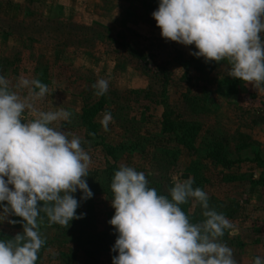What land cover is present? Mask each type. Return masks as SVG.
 Wrapping results in <instances>:
<instances>
[{
	"label": "rangeland",
	"instance_id": "rangeland-1",
	"mask_svg": "<svg viewBox=\"0 0 264 264\" xmlns=\"http://www.w3.org/2000/svg\"><path fill=\"white\" fill-rule=\"evenodd\" d=\"M125 3L128 15L118 8L112 10L105 6V20H89L77 9L70 14L67 9H51L49 15L36 10L26 15L24 23L0 18V31H14L12 47L0 39V58L4 56L13 62V70L0 75L9 81L16 79V84L21 77L31 78L30 66L35 62L49 66L56 83L48 87L49 94L36 101V106L44 111L63 108L71 113L70 121L62 122L61 128L80 137L90 155L88 176L91 172L95 175L88 180V185L101 183L105 173L101 140L116 144L147 136L150 144L142 141L143 152L150 151L151 144L176 150L172 164L163 166L162 172L173 181L190 178L185 169L192 160L197 162L207 180L203 191L215 200L217 208L224 210L223 214L233 225L232 229L225 230L221 241L233 250L237 264H253L257 256L264 257V92L229 76L227 61L209 70L203 57L190 54L197 51L194 45L165 40L151 15L152 9L147 7L151 0H125ZM127 16L129 20L124 24ZM107 27L110 29L105 30ZM96 33L100 37L94 38ZM107 34L142 50L148 55L147 67L143 70L142 62L132 58L123 46L107 39ZM76 49H80L79 54L75 53ZM38 55L44 58L41 60ZM110 60H118L119 65L115 63L108 72L102 64ZM154 65L167 72L168 108L175 117L185 120L192 132L197 128L193 156L175 142L173 135L161 132L162 85L153 73ZM15 70L18 74H14ZM99 79L108 81L104 94L106 105L94 116L97 132L86 137L75 113L80 112L81 106H90L98 99L92 86ZM19 91L22 96L27 95V89ZM105 108L113 111L107 130L101 124ZM215 141L223 145L231 159L237 160L229 169H222L205 157L207 144ZM143 152L123 153L117 164L119 168L121 165L133 167L155 180L161 172L156 165H150L149 155L144 157ZM256 152L259 161H249ZM75 198L80 201L77 215L85 213L84 200L80 195ZM97 201L88 220L73 219L67 228L37 219V230L46 243L41 264H110L108 251L96 243L97 235L107 230L104 218L108 206L102 200ZM0 230L23 232L22 218L9 215L0 220Z\"/></svg>",
	"mask_w": 264,
	"mask_h": 264
},
{
	"label": "clouds",
	"instance_id": "clouds-1",
	"mask_svg": "<svg viewBox=\"0 0 264 264\" xmlns=\"http://www.w3.org/2000/svg\"><path fill=\"white\" fill-rule=\"evenodd\" d=\"M151 15L165 40L194 45L190 54L206 62L227 61L229 76L264 92V0H159ZM92 87L102 96L108 81ZM48 94L39 80L21 77L12 85L0 75V220L15 215L23 221L22 233L0 240V264H36L45 244L37 230L40 212L67 228L86 215H77L80 201L72 194L80 190L81 200L94 195L85 179L90 155L80 137L61 128L71 113L36 106ZM111 122L106 112L105 130ZM193 183L191 177L176 179L168 195L159 194L144 172L121 165L110 184L115 212L108 223L118 233L112 264H237L221 241L232 223L209 207L208 194ZM190 198L203 209V221L193 223L180 207ZM253 264H264V257Z\"/></svg>",
	"mask_w": 264,
	"mask_h": 264
},
{
	"label": "trees",
	"instance_id": "trees-1",
	"mask_svg": "<svg viewBox=\"0 0 264 264\" xmlns=\"http://www.w3.org/2000/svg\"><path fill=\"white\" fill-rule=\"evenodd\" d=\"M159 0H151V4L147 7L152 9V11H155L158 8ZM26 15L33 14V12L26 10ZM92 22V21H91ZM33 23V22H32ZM97 23L98 22H93ZM105 30H109L110 28H104ZM0 33L8 34L11 36H14L13 30H1ZM136 34V33H134ZM16 36V35H15ZM100 37L98 33L94 34L93 36ZM107 39L116 42L118 45L123 46L129 53V55L132 58H135L138 61L142 62V69L144 70L148 65V55L146 56L142 50H138L133 47L131 43L128 42H120V40L113 39L112 36L107 34L105 36ZM15 38V37H14ZM93 39V38H92ZM28 41H32V39L28 38ZM77 54L80 53V49L75 50ZM37 58H40L41 60L44 58L41 55H38ZM16 59V58H14ZM38 60V59H37ZM204 64L207 65L208 69H214L216 68L221 62L217 63L215 61H203ZM13 62L12 60H8L6 57L0 58V73L7 71V70H13ZM49 66L46 63H42L41 61L35 62L33 66H30V79L29 80H39L42 83L48 85V87H51L54 83L53 81V75H50ZM26 69H23L25 71ZM153 73L156 75L157 78L161 79V92H160V100L159 103L162 106V112L160 113V119H159V125L161 132L163 133H170L173 135L175 142L183 146L188 154L191 156L195 155L196 148L193 144V140L196 134V129L192 132L190 130L189 124L180 118L175 117L174 113L172 112V109L168 108V104L166 101V92H165V86L168 82V76L167 72L161 68L158 65H154V71ZM14 74H18V72L15 70ZM13 74V75H14ZM15 78L18 76L14 75ZM16 79H13V81H10L12 85H15ZM235 82V80H234ZM237 82V80H236ZM38 91V89H37ZM103 105H106V99L104 95L99 96L98 99L88 105L81 106L79 109V113H75V117L79 120V126L83 128L84 130V136L88 137L94 133L97 132V126L98 124L94 120V116L99 113L103 107ZM103 112H110L111 115L113 114L112 110H108L105 108ZM135 138L133 141H118L116 144H111L108 142H105L104 140H101V149L104 154L106 167H105V173L103 175V178L101 179V183L97 184H91L89 187L91 188V191L93 192V197L87 200H84V207L86 208L85 214L83 216V221L88 220L91 215H93V211H95V202L99 199L105 202L108 206V210L105 212V221L107 224V230L102 232L101 235H97L96 237V243L102 246V249L108 251V260L109 263L112 264V257L117 255L116 252L112 251V246L115 243V240L117 238L118 233H116L114 227L108 223V221L111 219V217L114 215L115 209L111 206V199H112V192L110 189V184L112 177L116 170L119 169V166L117 164L118 159L122 156L123 153H132L134 151L139 150V152H143V149L145 146H142V141L144 143L150 144L149 138L147 136H141ZM153 144H151L150 151L143 152L144 157L146 155L148 157V162L150 165H156L159 173L158 177L155 178V180L150 179V176H146V178L149 181V187L155 188L159 194L168 195L170 187L173 186L174 181L162 172L165 170L163 169V166L167 167V165L172 164V158L175 159V154L177 153L176 150L171 149H165V148H158L156 146L152 147ZM205 157L209 159L212 163L215 165L221 167L222 169H229L237 160L231 159L225 152L223 145L220 142H211L207 144V150L205 153ZM171 158V159H170ZM249 159V158H248ZM258 153H254L252 158L249 159V161H259ZM164 164V165H163ZM186 172H188L189 177H191L194 181L193 188L199 187L203 190L204 184L206 183V178L204 177L202 169L199 167V164L192 160L190 164L186 167ZM139 171V170H137ZM95 173L91 172L90 176H87L85 179L88 182V180L92 179L91 176H94ZM74 197L77 195H82V192L80 190H77V192L72 194ZM209 197V207L212 209H215L218 213H225L224 210L222 211L217 208V203L213 198ZM170 198V197H169ZM97 199V200H96ZM98 202V201H97ZM42 205V202H41ZM183 211H185L187 214H189L190 219L193 223L201 222L205 219V217L202 215L203 209L199 206V204H194L192 199H189V202L187 204H183L180 206ZM221 210V211H220ZM43 219L45 221H48L47 215L41 211L37 219ZM22 233V232H20ZM17 233H6L0 230V240H10L12 239ZM46 248V243L42 246L38 253V260L36 261V264H41V257L43 254L44 249Z\"/></svg>",
	"mask_w": 264,
	"mask_h": 264
},
{
	"label": "crops",
	"instance_id": "crops-1",
	"mask_svg": "<svg viewBox=\"0 0 264 264\" xmlns=\"http://www.w3.org/2000/svg\"><path fill=\"white\" fill-rule=\"evenodd\" d=\"M105 6H109L112 10L118 8V10L124 14L128 12V6L125 0H0V18L12 23H24L26 10L33 13L37 10L42 13V15H49L48 10L51 9H58L59 11L67 9L69 14L77 9V11L86 15L89 20H105L107 17V14L104 12ZM89 9L91 10L88 11ZM61 14H63V12H61ZM128 20L129 17L127 16L124 24H126ZM0 39L6 42L7 47L13 46L11 35L2 33L0 34ZM115 63L119 65L118 60H110L108 63H103L102 67L107 68L108 72H111Z\"/></svg>",
	"mask_w": 264,
	"mask_h": 264
}]
</instances>
